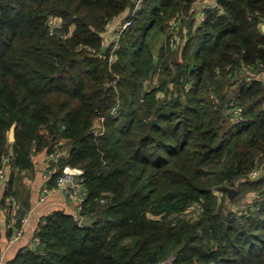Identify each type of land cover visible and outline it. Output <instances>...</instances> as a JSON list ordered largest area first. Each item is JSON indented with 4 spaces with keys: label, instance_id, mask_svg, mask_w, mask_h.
Wrapping results in <instances>:
<instances>
[{
    "label": "trees",
    "instance_id": "obj_1",
    "mask_svg": "<svg viewBox=\"0 0 264 264\" xmlns=\"http://www.w3.org/2000/svg\"><path fill=\"white\" fill-rule=\"evenodd\" d=\"M136 1L0 0L8 237L30 211L23 180L39 157L56 169L48 189L67 167L83 180L81 211L45 215L39 246L5 264H264V169L249 177L264 162V0H215L199 24L200 0H143L131 17ZM117 18L131 23L110 62Z\"/></svg>",
    "mask_w": 264,
    "mask_h": 264
},
{
    "label": "crops",
    "instance_id": "obj_2",
    "mask_svg": "<svg viewBox=\"0 0 264 264\" xmlns=\"http://www.w3.org/2000/svg\"><path fill=\"white\" fill-rule=\"evenodd\" d=\"M214 5L215 0H200V2L195 7L194 18L196 19V24H199L201 18L203 17L202 11L205 8ZM121 21V18H117L109 25L108 31L105 35V40L107 43L113 40L115 29L121 23ZM51 163L52 160L49 157L45 155L41 156L36 160V170L38 168L39 170L43 169L45 165H47L46 167L48 168ZM24 183L26 188L30 192L31 208L29 213L27 214L28 222L23 227V234L21 238L13 243H11V238L8 237V233L9 230L13 229L15 224L14 213L16 207L11 212L9 211L8 207H10L11 200L5 199V201L3 202L5 187L0 188V257H3L1 264H5L7 261L13 259L19 251H27L34 247L33 240L35 238V233L37 231L38 225L44 221L43 217L45 215H48L55 211H63L70 214L75 213V205L73 204V202H70L65 195L54 192V188H49L51 190V193L43 202L39 201L42 193V188L45 185L42 174H39L37 172H35V174H30L26 178H24Z\"/></svg>",
    "mask_w": 264,
    "mask_h": 264
},
{
    "label": "built area",
    "instance_id": "obj_3",
    "mask_svg": "<svg viewBox=\"0 0 264 264\" xmlns=\"http://www.w3.org/2000/svg\"><path fill=\"white\" fill-rule=\"evenodd\" d=\"M143 0H137L136 3L134 4V7L131 11L130 16L134 17L135 14L140 10L141 5H142ZM203 20V17L201 18V21ZM180 19L174 18L173 20L170 21V28L176 29L179 25ZM130 20H125L123 22H121L115 29V32L113 34V38L115 37L114 41L111 42H117L119 35L121 34V32L123 30H125L127 27L130 26ZM264 26V25H262ZM170 46L172 48H175L177 46V42L176 40H174V38H172L170 40ZM116 43L113 44L112 47V53L110 54V62H112L114 60V55H113V51L116 49ZM245 77H244V81L245 83H250L253 80V74L251 73V70L249 68L245 69ZM264 109V106H263ZM230 113H232L234 115L233 118V123H241L242 119L239 116V111L237 109L232 110ZM113 114V113H112ZM98 121L102 124V122L104 121L103 117L99 118ZM101 129V126H100ZM100 129L99 130H95V134H100ZM9 159H6L3 161V165H6L8 163ZM54 174H56V169L54 168H45V171L42 174V178L44 181H47V179L51 176H53ZM261 175V171L259 170H254L250 173L249 177L250 179H256L257 177H259ZM82 172L80 170L77 169H70V168H65L63 170V173L55 180V187H54V192L63 194L67 197V199H69V201L71 202H78L77 204V211H81V203L83 202V196H82V187H83V180H82ZM7 182V176H6V172L4 170V168H0V188L3 187V185H5ZM51 193V190L48 189L46 186H44L42 188V193L40 196V202H43L46 197ZM11 200V199H10ZM12 201V200H11ZM194 208L197 211H200V205L198 203L194 204ZM28 222V217L26 216L25 218L22 219L21 221V228L16 230L13 237L11 238V243L18 241L22 234H23V227L27 224ZM41 224H44V222H42ZM80 225V222H79ZM34 246H39V240L38 238H34L33 240ZM3 257H0V264L2 263Z\"/></svg>",
    "mask_w": 264,
    "mask_h": 264
},
{
    "label": "rangeland",
    "instance_id": "obj_4",
    "mask_svg": "<svg viewBox=\"0 0 264 264\" xmlns=\"http://www.w3.org/2000/svg\"><path fill=\"white\" fill-rule=\"evenodd\" d=\"M262 27V26H261ZM163 40H164V38H163V36H159V37H157L156 38V43H157V45L159 44V43H161V42H163ZM244 74H245V72H244ZM100 126H101V123L99 122V121H97L96 123H95V129L96 130H99L100 129ZM47 165H45V167L44 168H47L46 167ZM40 169L39 170V168L37 169V171H39V173H41V174H43V172L45 171V169ZM53 168V167H52ZM214 169H215V167H212V168H209L208 170H207V173H210V172H212V171H214ZM263 169H264V162H263V164L261 165V166H259L258 167V169L257 170H259V171H263ZM250 180H252V179H250ZM23 187H26L25 186V183H24V180H23ZM229 190H228V195H227V199H232V198H234V196L236 195V187L235 188H230V187H227ZM230 191H232L234 194L232 195V197H229V192ZM214 194H216V195H218V191H214ZM69 200V199H68ZM253 200V197L251 196V195H249V196H245V197H242L239 201H237L236 202V208L239 210V209H241L244 213H246L247 212V208H248V206L251 204V201ZM71 202V201H70ZM73 204L74 205H76V210H77V204H78V202H73ZM195 206V205H194ZM194 206L193 207H191V209H188L187 211H186V213L187 214H191L192 215V217H197L199 214L198 213H200V211H197L195 208H194ZM190 215V216H191ZM80 216V215H79ZM152 218V217H151ZM82 219V218H81ZM80 219V220H81Z\"/></svg>",
    "mask_w": 264,
    "mask_h": 264
},
{
    "label": "water",
    "instance_id": "obj_5",
    "mask_svg": "<svg viewBox=\"0 0 264 264\" xmlns=\"http://www.w3.org/2000/svg\"><path fill=\"white\" fill-rule=\"evenodd\" d=\"M191 20H192V19H188V20H187V22H186V27L189 26V24L191 23ZM261 30H262V32L264 33V26L261 27ZM105 51H106V48L104 47V48L102 49V54H104ZM152 123H153V122H152ZM14 140H15V137H14V128H11V130H10V132H9V134H8V141H9L10 143H13ZM233 194H234V193H233L232 191H230V192H229V197H232ZM80 216H82V215L80 214ZM91 224H92V221H91V220H88V219H85V218H82V219L80 220V225H81V226H90ZM131 264H134V263L131 262Z\"/></svg>",
    "mask_w": 264,
    "mask_h": 264
}]
</instances>
